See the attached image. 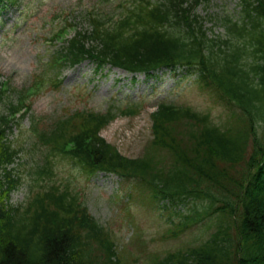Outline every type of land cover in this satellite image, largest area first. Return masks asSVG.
<instances>
[{
	"label": "trees",
	"instance_id": "trees-1",
	"mask_svg": "<svg viewBox=\"0 0 264 264\" xmlns=\"http://www.w3.org/2000/svg\"><path fill=\"white\" fill-rule=\"evenodd\" d=\"M218 1L99 0L71 13L72 20L64 15L44 37L62 46L39 57L33 82L16 90L18 105L29 112L30 97L49 84L58 89L63 69L87 58L132 72L184 67L186 76L196 75L189 89L212 99L213 107L162 101L133 158L99 131L119 115L141 114L142 103L49 119L32 112L24 129L31 159L27 174L17 178L6 165L22 150H13L0 127V264H136L133 244L153 264H264V0H240L235 15L213 12L212 29L196 9ZM69 7L56 9L68 14ZM216 26L223 31L215 33ZM103 170L120 174L128 188L127 216L135 230L121 247L91 213L85 190L75 187L77 177L88 181ZM22 183L25 198L10 202L9 192ZM148 206L165 215L158 214L163 227L156 239L133 220ZM188 232L176 246L151 248Z\"/></svg>",
	"mask_w": 264,
	"mask_h": 264
},
{
	"label": "rangeland",
	"instance_id": "rangeland-1",
	"mask_svg": "<svg viewBox=\"0 0 264 264\" xmlns=\"http://www.w3.org/2000/svg\"><path fill=\"white\" fill-rule=\"evenodd\" d=\"M66 1L67 3L71 2V0ZM97 2L98 0L87 1V7L97 4ZM237 3V0H223L221 7H227L233 13V8L237 6ZM65 4V2L55 0V5L51 6L52 8L47 12L50 13L58 7L63 8ZM220 11V6H216L214 2L208 9H199L198 13L201 14L202 12L207 17L208 26H211L209 15ZM46 16L47 14L37 17V20L31 21L27 27H16L7 39L3 38L0 32V72L3 73L0 81L10 77L15 85L22 86L35 74L34 72L38 67V55L44 54V49L47 47L46 44H42L41 47L35 40V35H43L48 32V26L43 24ZM15 17L16 13H8L4 28L11 27L15 22ZM216 31H221V29ZM64 75L66 76L64 89L58 93L55 91L44 93L34 103V112L48 117L52 111L64 110V107L71 109L88 107L104 111L112 103L118 104L123 101L135 100L141 95H144L150 104H157L160 98L169 97L174 102L188 103L201 111L211 106L209 100L203 96L184 93V85L178 87L176 85L177 77L172 76L170 72L163 79L151 78L146 80L144 76H139L140 80L135 82L131 75L124 74L119 69H104L96 73L92 65L85 64L75 70H67ZM174 86L177 87L172 91ZM149 96L150 98H148ZM221 109L219 107L214 111L217 113ZM152 110L153 108H150L149 111L143 112L139 116L119 117L104 129L102 135L115 143L123 154L138 156L150 134L149 113ZM68 177H72L71 172L65 179H69ZM119 184L120 181L118 182L115 177L100 174L92 179L89 186H87L86 181L77 177L75 187L78 190L80 188L85 190V196L92 206V213L115 231L116 241L121 247L127 243L133 229L128 223L127 209L123 206L124 197L115 196V189ZM21 195V191L13 192V200H17ZM135 213L133 220L139 222L143 231L149 234L148 239L158 238L159 234L157 233L161 229L160 223L155 224L154 220H146L147 216L143 211ZM149 216L152 218V215ZM189 236H191L190 232L178 240L166 243L151 242V248L158 250L176 246ZM130 248V252L136 254V264H153L149 261L146 253L140 251L136 244Z\"/></svg>",
	"mask_w": 264,
	"mask_h": 264
}]
</instances>
